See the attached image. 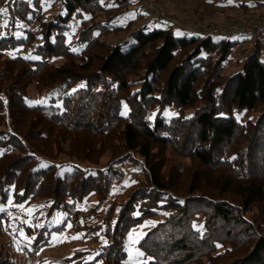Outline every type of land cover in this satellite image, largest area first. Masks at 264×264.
<instances>
[{"label": "trees", "instance_id": "obj_1", "mask_svg": "<svg viewBox=\"0 0 264 264\" xmlns=\"http://www.w3.org/2000/svg\"><path fill=\"white\" fill-rule=\"evenodd\" d=\"M47 1L58 2L53 14L45 13L44 0H0L8 9L0 16V205L39 207L35 223L23 225L35 232L25 243L28 254L72 224L106 244L58 264H126L130 232L165 213L138 244L143 264H264L261 42L240 71L226 76L233 50L251 39L181 30L142 14L115 24L132 11L131 0L115 7ZM255 3L264 7V0ZM121 33L128 38L106 40ZM33 86L39 94L63 89L50 106H34ZM168 150L189 160L185 169L168 165ZM126 163L143 169L146 182L102 216ZM92 195L98 204L82 209ZM6 217L0 213V221ZM56 217L62 220L53 224ZM1 252L0 264H9Z\"/></svg>", "mask_w": 264, "mask_h": 264}, {"label": "rangeland", "instance_id": "obj_2", "mask_svg": "<svg viewBox=\"0 0 264 264\" xmlns=\"http://www.w3.org/2000/svg\"><path fill=\"white\" fill-rule=\"evenodd\" d=\"M130 2L132 4V11L121 16V18L118 17L115 19V24L127 25L131 20H135V18L138 17V14H142V19L145 21H153L156 18L161 17L170 22V26L181 30H201L216 38H229L231 40L243 38L232 33L222 32L216 28L226 23L249 26H259L262 24L261 27H264V7H256L255 0H229L227 2H221L219 0H131ZM242 3H249L250 7L245 11L241 6ZM44 4H47L45 13L48 15L53 14L58 10L57 1L44 0ZM116 4V0H105L104 2V5L107 7H115ZM143 20L139 21L137 24H140ZM79 30H81L80 22L75 26L72 34L69 35V41L71 44L75 43L74 37ZM127 38V34L121 33L118 37L111 35L106 40L114 44L115 42H122ZM258 41L264 46V38L263 40ZM256 42L257 41L255 40H247L233 50L230 58L226 62V76H231L242 69L244 61L247 59L251 51L255 49ZM261 52V58H264V47ZM21 54L26 56L25 53ZM8 55L11 57L14 56L15 53H9ZM62 89L63 88H57L54 92L39 94L33 86L29 90L30 104L34 106L42 105L48 107L51 104L50 98L52 97L54 100H57ZM175 113L176 112L173 109H167L166 111L168 116H174ZM257 115L258 114H253L251 119L255 120ZM167 157L169 166L173 165L179 167L181 170L185 169L189 162V160L171 150H168ZM102 163H109V156L103 158ZM123 169L125 176L120 183H116L113 187L112 199L110 202L108 201V205L105 207L103 206L99 210L102 212V216H104L107 209L111 206L113 200L123 202L139 183L146 182L143 169L130 163H126L123 166ZM84 203L82 209L86 210L89 207L96 206L98 201L96 197L92 195ZM38 208L39 207L33 203L17 205L13 200H10L6 205H0V213L5 212L7 214V217L0 221V251L2 250L1 253L3 257L8 255L10 258L9 264H58V260L71 257L77 251L92 253L96 248L106 244V239L104 237H102L101 241L96 244L92 240L84 238L83 234L75 230L74 225L69 224L63 233H54L51 236L50 245L48 247L41 249L40 253L31 257L24 247H26V242L30 243L31 240H33L35 232L24 231L23 225L28 224L29 226H32L35 223L33 217ZM165 216L166 214L162 213L157 217L145 221L142 225L137 226L130 232L126 241V252L128 254L126 264H129L130 261L129 250L132 252L131 264H143L146 262L144 254L143 256L135 255L137 251L142 252L139 249L138 244L148 230L162 221ZM24 217L25 220L23 219ZM29 219L33 220L29 221ZM61 220V217H56L53 219L52 223L56 224ZM96 220L97 219L93 217L89 220V223L93 225ZM202 220L203 217L198 216L196 218V223H194L195 227L199 230L202 229ZM36 222L39 226L40 220L38 219ZM221 250L223 252L222 247H220L219 251L221 252ZM91 258L92 257H89L88 259Z\"/></svg>", "mask_w": 264, "mask_h": 264}, {"label": "built area", "instance_id": "obj_3", "mask_svg": "<svg viewBox=\"0 0 264 264\" xmlns=\"http://www.w3.org/2000/svg\"><path fill=\"white\" fill-rule=\"evenodd\" d=\"M222 32L232 33L240 36L250 37L251 40H263L264 38V27L261 26H249L226 23L216 28ZM193 31V30H192Z\"/></svg>", "mask_w": 264, "mask_h": 264}, {"label": "snow or ice", "instance_id": "obj_4", "mask_svg": "<svg viewBox=\"0 0 264 264\" xmlns=\"http://www.w3.org/2000/svg\"><path fill=\"white\" fill-rule=\"evenodd\" d=\"M12 2H14V0H12ZM7 12H8V9H7V8L0 9V16L6 15V14H7ZM2 26H3V27H6V26H7V24H5V25H2ZM77 238H78V237H77ZM130 239H131V237H130ZM135 255H136V256H143V253H142V252H139V251H137V252L135 253ZM129 257H130L129 264H131V257H132V252H131V250H129Z\"/></svg>", "mask_w": 264, "mask_h": 264}, {"label": "bare ground", "instance_id": "obj_5", "mask_svg": "<svg viewBox=\"0 0 264 264\" xmlns=\"http://www.w3.org/2000/svg\"><path fill=\"white\" fill-rule=\"evenodd\" d=\"M244 37H245V36H244ZM247 38L251 39L250 37H247Z\"/></svg>", "mask_w": 264, "mask_h": 264}, {"label": "crops", "instance_id": "obj_6", "mask_svg": "<svg viewBox=\"0 0 264 264\" xmlns=\"http://www.w3.org/2000/svg\"><path fill=\"white\" fill-rule=\"evenodd\" d=\"M262 24H260L259 26H261Z\"/></svg>", "mask_w": 264, "mask_h": 264}]
</instances>
